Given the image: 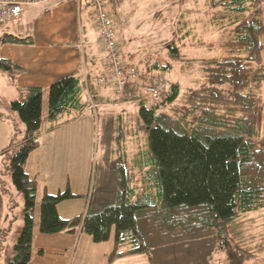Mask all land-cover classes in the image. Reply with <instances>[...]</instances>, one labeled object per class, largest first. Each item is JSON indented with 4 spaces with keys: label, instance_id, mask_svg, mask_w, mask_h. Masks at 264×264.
Wrapping results in <instances>:
<instances>
[{
    "label": "trees",
    "instance_id": "trees-1",
    "mask_svg": "<svg viewBox=\"0 0 264 264\" xmlns=\"http://www.w3.org/2000/svg\"><path fill=\"white\" fill-rule=\"evenodd\" d=\"M207 3L215 12L210 25L221 33L222 42H197L192 46L211 51L219 47L223 55L198 62L205 85L182 93L178 82H169L160 100L151 104L140 100L148 82L131 90L129 100L139 104L143 128L149 133L156 164L153 184L149 182L151 175L145 179L144 164H133L129 170L117 158L119 164L111 168L113 189L103 207L100 204L95 209L92 204V184L84 214L69 219L59 216L58 205L77 197L69 188L58 195L46 193L38 209V182L26 172L25 165L39 147L44 102L53 128L64 115L69 120L79 117L90 101L76 75L53 83L47 101L41 88L20 90V98L10 107L26 129L18 148L11 145L2 154H9L12 148L8 170L13 186L23 195L24 226L14 246V257L7 264L31 263L36 229L43 235L80 231L95 244L110 241L114 234L112 259L146 254L150 264H218L210 261L212 249L214 253L226 252L227 264H245L254 257L247 251L254 240L243 218L264 210V4L261 0ZM184 27L186 32L178 40L193 35L188 24ZM176 35L163 49L170 61L184 63ZM33 43L31 36L6 34L0 38V47ZM0 70L12 83L23 72L20 66L2 58ZM171 70V64L156 62L145 71L152 76ZM98 108L92 109L97 116ZM121 142L118 136L116 155ZM134 172H144L142 180L138 181ZM7 232L0 238V251ZM121 248L126 250L119 251ZM43 254V250L38 251V255Z\"/></svg>",
    "mask_w": 264,
    "mask_h": 264
},
{
    "label": "crops",
    "instance_id": "crops-1",
    "mask_svg": "<svg viewBox=\"0 0 264 264\" xmlns=\"http://www.w3.org/2000/svg\"><path fill=\"white\" fill-rule=\"evenodd\" d=\"M105 1L108 8V2ZM108 12L111 13V10ZM115 18L112 20L116 30H120L121 26L126 27V23L121 22L119 16L115 15ZM8 25H12L19 36L23 38L31 36L34 40L32 45L6 44L0 47V58L13 62L23 70L13 83L6 75L14 89V100L20 98V90L25 88L43 89L46 100L48 89L53 83L64 77L76 75L83 82L85 98L90 101L91 91L92 98L95 97L98 102L97 105L94 101L96 107H99L98 116L93 113L89 105L86 111L73 120H69L68 115L60 117L58 126L53 128L46 117L47 104L44 102L43 129L38 138L39 147L30 154L25 165L26 172L38 182V209L42 197L46 193L56 195L54 186L57 183L58 188H61L58 192L62 191L61 186L65 184L64 179H66L67 188L77 197L58 205L59 216L69 219L84 214L89 204V196L80 195L71 187L73 182L85 184L89 177V165L86 163L81 165L86 151L83 137L88 129L89 132L92 131V126H95L97 120L99 127L103 128L99 110L111 108L133 110L137 103H129L131 100L119 98L111 87L98 86L94 83L96 77L107 75L110 67L93 16V7L88 0H51L26 9L16 23ZM123 62L132 65L128 60ZM124 140L122 139L116 157L123 160L131 170L134 165L127 161L130 150L127 147L128 140ZM71 143L75 144L73 148L70 147L71 150H75L73 152L66 147ZM71 155L74 163L69 164L70 161L66 159ZM134 174L139 181L144 172H134ZM2 184L0 179V202L5 204ZM11 191L17 192L14 186ZM81 198H84L86 203L85 211ZM9 203L5 208L7 210L13 209V205ZM13 221H9L6 215V221L3 223L4 225L6 223L8 232L14 225ZM33 246L34 256L30 264H150L146 254L112 259L115 248L114 234L110 241L95 244L90 236L80 231L76 234L43 235L36 229ZM39 250H43L44 254L38 255Z\"/></svg>",
    "mask_w": 264,
    "mask_h": 264
},
{
    "label": "rangeland",
    "instance_id": "rangeland-1",
    "mask_svg": "<svg viewBox=\"0 0 264 264\" xmlns=\"http://www.w3.org/2000/svg\"><path fill=\"white\" fill-rule=\"evenodd\" d=\"M107 2L108 10H111V13H109L111 18L116 19L115 15H117L121 22L126 23V27L121 26L120 30L113 27L118 46H121L119 48L121 49L123 61L128 60L130 64L141 70L148 69L156 62L171 64V71H159L158 73L166 78L168 83L178 82L182 93L205 85V80L199 71L198 62L205 57L223 55V51L219 47L211 51L207 48H193L192 46L197 42L217 44L221 43L223 39L221 33L210 25L215 12L209 8L207 0H107ZM261 2L264 4V0H261ZM185 24H188V29L192 31L193 35L188 39L178 40L182 39L183 32L186 30ZM14 30L12 25H0V38L6 34L19 36ZM117 31L121 33L119 34ZM175 32H177L175 36V39L178 40L177 47L181 58L185 61L184 63L170 61L163 49V45L174 37ZM6 75V72L0 70V179L3 182L2 193L5 194V204L0 205V228H2L0 238L7 229L6 223L5 225L3 223L6 221V215L9 221L17 219L13 221L14 225L11 231L7 232L3 249L0 251V264H7L14 257V246L18 242L24 226L21 214L24 202L23 195L11 191V188L13 189L12 174L11 170H8V166L13 151L10 148L9 154H2V152L11 145H14L16 149L18 148L26 127L18 114L12 111L10 107L11 102L14 101V89L10 83L11 80L9 81ZM118 97L127 98L128 100L132 98L128 93ZM262 100L264 102V89ZM129 103L135 102L129 101ZM99 113L104 124L103 128L99 127L97 120L95 126H92V131L89 132L88 129L85 136H82L85 139L83 142L86 151L81 165L84 163L89 165L88 180L85 184L84 182L77 184L73 182L71 185L73 191L88 196L91 195V185H95L92 203L95 209L101 207L100 204H103V207L107 203H103V201L108 198L107 195L113 189L115 177L112 175L111 168L115 163L119 164L120 162L115 157L116 152H114L118 146V136L125 139L124 141L128 140L127 147L130 152L127 154V161L136 167L144 164L145 179L151 175L149 182L152 180L153 184L156 173V164L150 149L149 133L143 128L139 104H135L133 110L111 108L104 111L99 110ZM69 145H66V147L69 148L70 152L75 151L70 149L75 144L71 143ZM66 161H70L69 164L74 163L73 155L68 157ZM145 179H143L144 182ZM64 181L65 184L61 186L63 187L62 193L67 191L66 179ZM130 186L134 187V185ZM50 187L52 188V185ZM59 189L61 188H58V183L55 184L54 192L56 195H58ZM81 199H83L85 207V200L84 198ZM9 201L11 202L9 203ZM8 203L11 206L13 205V209H5ZM85 209L86 207L84 211ZM243 221L246 222L245 227L249 229L248 232L254 240L253 247L247 249L254 257H249L245 264H264V248L261 247L264 242V210L246 215ZM125 250L126 248H121L119 251ZM209 255H211V262L227 264L226 252L214 253L212 249Z\"/></svg>",
    "mask_w": 264,
    "mask_h": 264
},
{
    "label": "built area",
    "instance_id": "built-area-1",
    "mask_svg": "<svg viewBox=\"0 0 264 264\" xmlns=\"http://www.w3.org/2000/svg\"><path fill=\"white\" fill-rule=\"evenodd\" d=\"M48 1L51 0H0V25L16 23L26 9ZM88 2L93 7L96 25L110 67L108 74L96 77L94 83L98 86L111 87L118 96L127 93L132 96L131 90L138 87L142 82H148L147 86L141 90L140 100L149 104L158 102L168 88V81L159 74L148 76L146 72L135 66L125 64L121 59L120 48L113 29L114 22L108 12L106 1L88 0ZM90 108H96L91 91Z\"/></svg>",
    "mask_w": 264,
    "mask_h": 264
},
{
    "label": "bare ground",
    "instance_id": "bare-ground-1",
    "mask_svg": "<svg viewBox=\"0 0 264 264\" xmlns=\"http://www.w3.org/2000/svg\"><path fill=\"white\" fill-rule=\"evenodd\" d=\"M18 21V20H17ZM11 24H14V23H11Z\"/></svg>",
    "mask_w": 264,
    "mask_h": 264
}]
</instances>
